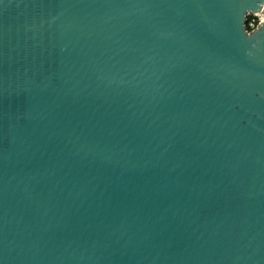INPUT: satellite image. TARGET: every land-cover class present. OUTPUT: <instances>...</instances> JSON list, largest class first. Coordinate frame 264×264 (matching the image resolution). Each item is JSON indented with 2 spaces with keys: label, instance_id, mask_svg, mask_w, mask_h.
Returning a JSON list of instances; mask_svg holds the SVG:
<instances>
[{
  "label": "water",
  "instance_id": "1",
  "mask_svg": "<svg viewBox=\"0 0 264 264\" xmlns=\"http://www.w3.org/2000/svg\"><path fill=\"white\" fill-rule=\"evenodd\" d=\"M264 0H0V264H264Z\"/></svg>",
  "mask_w": 264,
  "mask_h": 264
},
{
  "label": "built area",
  "instance_id": "2",
  "mask_svg": "<svg viewBox=\"0 0 264 264\" xmlns=\"http://www.w3.org/2000/svg\"><path fill=\"white\" fill-rule=\"evenodd\" d=\"M247 24L249 25L248 31H252L264 20V3L261 11L257 14H249Z\"/></svg>",
  "mask_w": 264,
  "mask_h": 264
},
{
  "label": "trees",
  "instance_id": "3",
  "mask_svg": "<svg viewBox=\"0 0 264 264\" xmlns=\"http://www.w3.org/2000/svg\"><path fill=\"white\" fill-rule=\"evenodd\" d=\"M249 20V19H248ZM247 28L249 29V25L247 24Z\"/></svg>",
  "mask_w": 264,
  "mask_h": 264
}]
</instances>
